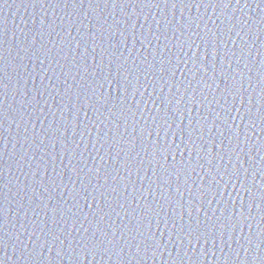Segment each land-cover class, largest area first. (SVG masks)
Segmentation results:
<instances>
[{
    "label": "water",
    "instance_id": "1",
    "mask_svg": "<svg viewBox=\"0 0 264 264\" xmlns=\"http://www.w3.org/2000/svg\"><path fill=\"white\" fill-rule=\"evenodd\" d=\"M115 27L120 32H114ZM0 34L3 264H76L74 256L80 264H261L253 257L264 258V245L255 248L264 239V0H232L228 8L209 6L208 0H132L115 6L111 0H83V6L71 0H0ZM77 41L86 44L78 46ZM189 57H201L208 71H197L199 65ZM169 58L173 67L179 64L173 79L166 74ZM125 76L139 90L133 95L130 88L122 101L125 93L115 81L126 83ZM241 83L239 94L228 92ZM94 90L111 99L106 105L97 102ZM122 104L129 109L124 117ZM157 106L161 115L174 117L166 118L171 128L159 119L153 122ZM96 109L102 113L99 120ZM75 124L79 127L74 129ZM193 128L196 148L189 144L191 155L175 152V161L169 156L166 162L151 144L156 139L163 143L165 129L168 141L177 145L178 129H186L187 143ZM124 141L135 144L130 153ZM197 151L204 168L197 164ZM205 152L223 156L213 161L214 170L218 162L221 171L240 167L254 202L233 181L235 188L229 184L215 196L206 191L202 208L199 200L190 205V193H197L201 178L204 183L210 180ZM182 161L195 168L188 169L187 184L183 174L176 177ZM106 171L115 180L105 181ZM217 179L223 183L222 177ZM86 192L91 194L87 201ZM241 201L251 216L247 224L229 218L233 208L239 212ZM148 207L160 216L152 218L151 225L145 219L141 231H135ZM182 224L185 232L189 225L209 232L207 243L193 238L190 244L181 235ZM93 233L97 243L103 237V244L91 255L82 251L80 242ZM50 234L58 237L54 243ZM247 236L253 240L249 251L243 239ZM113 239L116 243L109 244ZM61 250L63 256L58 257Z\"/></svg>",
    "mask_w": 264,
    "mask_h": 264
},
{
    "label": "snow or ice",
    "instance_id": "2",
    "mask_svg": "<svg viewBox=\"0 0 264 264\" xmlns=\"http://www.w3.org/2000/svg\"><path fill=\"white\" fill-rule=\"evenodd\" d=\"M64 2L68 3L69 0H64ZM71 2L72 3L79 2L80 5L83 6V0H71ZM92 2H93V0H89V3H92ZM103 2L104 3H108L109 0H103ZM111 2L115 6L117 3L131 4L132 0H111ZM181 2H183V0H181ZM201 2H203V0H201ZM239 2H240V0H236L237 4H239ZM208 3H209V6H211L213 3H215L216 5H223V7L228 8L232 4V0H208ZM105 23H106V21H105ZM101 27H102V25H101ZM132 27L135 28V24L134 23H133ZM233 27H234V25H233ZM112 28H113V25L109 26L108 27L109 31H111ZM114 32H120V29L118 27H115V31ZM0 35H2V34H0ZM121 35H124V34L121 33ZM93 36H95V33H93ZM126 38L127 37H125V39ZM36 42L37 41L34 39L33 45H35ZM81 43L86 44L85 41H77V45L78 46ZM2 46H3V42H2V40H0V49H2ZM187 46H188V48H191L192 44L189 43ZM243 46L244 45L241 46V49H242L240 51V55L241 56H244ZM113 47H117L118 48L119 44H114ZM42 48H43V46H42ZM180 50L183 51V48L181 47ZM84 52H87V47L84 48ZM233 55H235V53H233ZM193 56H195V54H193ZM45 58H47V57H45ZM119 59L120 58L117 57V60H119ZM2 60H3V57H2V55H0V61H2ZM189 60L191 61V63L194 66L199 65V67L196 69L197 71H199L201 69H203L205 72L208 71V68L205 67V63L202 62L201 57H195V58L189 57ZM161 63L163 64V61H161ZM85 65H87V61L86 60H85ZM123 66L124 65L121 64V67H123ZM212 66L215 69V64L214 63L212 64ZM149 67L151 68V67H154V66L150 65ZM166 68H167V73L166 74H170V78L173 79L175 77V75H176V70L179 68V64H177V65H175V67H173L172 66V60L169 58L168 65L166 66ZM77 70H79V67L77 68ZM165 70H166L165 67H161L159 69V71L161 73H165ZM0 71H2V63H0ZM109 71H111V67H109ZM125 71H128L129 75H132V71L131 70L126 68ZM118 72H119V69H118ZM189 72L192 74V76H194V74H193L191 69H189ZM120 74L123 75V73H120ZM101 79H103L105 82L109 83L110 85L112 83V81H109L108 77L106 75H103V73H101ZM161 79H163V76L161 77ZM185 79H188V77H185ZM211 79L213 81L215 80V72H213ZM232 79H233V81H235V77L234 76H232ZM241 79H242V77H241ZM0 80H2V78H0ZM124 80L126 81V83H122L120 80H116L115 81L117 87L118 88H122L124 93H125V95L120 97V99L122 101H125L127 99V95L126 94H127V92L129 91L130 88L133 89V95H135V92L139 90L136 87V85H134L132 83V81L128 79L127 76L124 77ZM136 80L138 82L139 81V77H136ZM64 83L67 84V81H65ZM188 83H189V86H190L191 85V81L189 80ZM242 87H243L242 83L239 85V87H236V85L234 84L232 86V88L228 89V92H232L233 90H235L236 93L239 94V90ZM98 88L99 89H103L104 88V84L103 83L98 84ZM226 88H227V85H226ZM169 90H171V89H169ZM262 92H264V88H262ZM92 95L96 96L97 102H101L102 101L103 105H106L107 102H108V99H111L110 96L107 99H105L103 92L97 93L95 90L93 91ZM77 98H79V97H77ZM191 98L195 99V96L193 95ZM165 99H167V98H165ZM163 102L164 101H161V103H163ZM0 103H2V102H0ZM167 103L171 104L172 103L171 99L167 100ZM176 103H177V105H179L180 101L177 100ZM250 103H251V99H250ZM121 108H122V111L120 112V116L124 117L125 114L129 111V109L126 108L124 104L121 105ZM96 111L99 113V109H96ZM108 111L110 112L111 109H108ZM177 111H178V109H177ZM229 111H231V109H229ZM249 112H250V109H249ZM101 114L102 113H99V115L97 116L98 120H99V116ZM133 118H134V113H133ZM166 118H173L174 119V117H172V114L169 115L167 112H165L163 115H161L160 114V109L157 106L156 115L152 116L153 122H155L157 119H159L160 121L163 122V124H168V128H171V124L168 123V119H166ZM3 119H4L3 113L0 112V123H2ZM77 119H78V117H77ZM221 119H223L224 122L227 123V118L226 117H221ZM261 119H264V114L261 115ZM109 120H111V117H109ZM93 123H95V121ZM190 123H191V121H190ZM73 127L75 129L76 127H79V125L75 124V125H73ZM25 131H27V130H25ZM186 131H187L186 129H178L179 135L181 137V143L179 145L175 144V140L168 141V139H167V137H168L167 129H165V136L163 138V143H161L160 139H156V140L151 141V144H152L153 148L155 149V151L160 155V157H162V159L164 161L167 162L169 156H172V160L175 161V154H174L175 152H179L180 155L183 156L184 151L187 150L189 152V155H191V149L189 148V144H191L192 148H196V146H195V144H194V142L192 140L193 133L196 130L193 128L192 132L188 133V142L187 143L183 139V136H184ZM178 132L177 131H173L172 136L173 137L177 136ZM141 135H143V133H141ZM150 135H151V133L149 132V136ZM221 135H223V132H221ZM97 136H99V133H97ZM107 136H108V134L106 133L105 137H107ZM157 136H159V130L157 131ZM201 139H203L202 135H201ZM98 142H99V140H98ZM141 142H143V141H141ZM117 143H120V141H117ZM124 143L127 144V145H130L129 153L135 148V144L133 143V141H124ZM212 143L215 144V140H212ZM181 144L184 145V149L183 150H181ZM222 144H223V142L221 141V145ZM199 149L200 150H204L205 149L204 145H201ZM144 151H147V149L145 148ZM136 155L139 156L140 153L137 152ZM205 157H210V159H206V162L208 164V167H207L206 170H207V172L210 175V180H209L208 183H204L203 182L204 178L202 177L201 178L202 184L200 186H198L197 193H193V192L190 193V198L191 199H190L189 203H190L191 206L196 205V202L199 200L200 201L199 205L202 208L206 191L208 193H211L213 196H215L217 194V192L220 191L221 189L227 190V188L229 187V184H231L232 187L235 188L236 187V183H233V181L239 182L241 189H243L245 191V193H247L249 198L251 200H253V202H254L255 197L252 196L251 192L246 188V186L244 185L243 181L241 180L240 167L233 166L230 170L226 169L224 171H221V167L219 166V162H218L217 167L214 170L213 167L211 166L213 164V161H217V157H219V161H222L223 160V156L220 155L219 152H217V153L205 152ZM200 158H201L200 153H199V151H197V164H199V166L201 168H204L205 167L204 164L199 163ZM101 160H103V157H101ZM141 163H143V161H141ZM181 165L182 166L180 167V169L176 172V177H177V180H179L180 175L183 174L184 177H185L184 184H187L188 180H189V176H190V172L188 171V169L191 168V171L193 172V171H195V168L191 167V162L190 161H188V162L182 161ZM157 166L160 167L161 169H164V165L160 164L159 161H157ZM71 170L75 174H77V169L75 167L72 168ZM89 171H91V169H89ZM164 171L167 172V169H164ZM96 172L99 173L100 169L97 168ZM244 173L245 174L247 173V169H244ZM217 176L223 178V183L220 180L217 179ZM225 177H227V179H225ZM109 178L115 180V177L111 176V173H108L106 171V174L104 175V180L107 181ZM97 183H99V181H97ZM216 186H218V187H216ZM125 189H127V186H125ZM112 190L115 191L114 188ZM186 190L188 191V189H186ZM175 191L177 193H179L181 196H183V193L181 192L180 187H177L175 189ZM88 195H91V194L86 192L85 197H84V199L86 201H87ZM101 195H103V194H101ZM141 195H143V193ZM237 195H239V193ZM201 197L203 198V200H201ZM93 199H95V197H93ZM181 207H183V205H181ZM244 208H245L244 203H243V201H241L239 212H236V209L233 208L232 209V213L230 214V217H229L230 220H235L237 224H247L249 222L251 216H250L249 212H248V214L245 213ZM249 209H251V208L249 207ZM225 210H227V208H225ZM142 211H143V216L140 218V223L136 227L135 231H141V229L143 228V221L145 219H147L148 225H151L152 218L160 216V212H157L155 209H153L151 207L145 208ZM174 211H175V209H173V212ZM196 211L198 212L199 209L196 208ZM2 213H3V204L0 203V218H2ZM189 214L191 215V212H189ZM169 219H171V217H169L168 219H164L165 220V227H167V223H168ZM180 219H183L182 215L180 216ZM199 224H200V221L196 220V225L198 226ZM183 227L184 226L182 224L181 225V235L186 237L190 244H191L193 238L197 242H199L201 240V238H203L205 243H207V240L209 239V232L207 234L204 233V232H200L199 231V227H197L196 229H193L191 227V225H189V227L187 228V231L185 232L183 230ZM206 228H207V225H206ZM212 228L214 229L215 225H212ZM221 228L226 229L227 228V224H222ZM234 229H235V225L233 226L232 230L234 231ZM61 231H63V229H61ZM148 231H150V227L148 228ZM50 235H53V243H54L55 240L58 239V237H55L54 234H50ZM105 235H107V233H105ZM128 235H129V237H131L132 236L131 232H129ZM222 237H223V233H221V238ZM243 239H246L247 240V244H248V248L245 249V251H249L252 248V246H253V240H252V238L250 236L243 237ZM108 242H109V244H115L116 243V241L114 239L113 240H109ZM102 244H103V237L101 238L100 243H97L96 240H95V233H93V237L91 239H89L87 241L82 240L80 242V247H81L82 251H84V252L86 251V252H88V253H90L92 255L93 253H97V250L101 247ZM262 245H264V239H262L259 244L255 245V248L257 250H259ZM2 246H3V240L0 239V247H2ZM69 247H71V244L69 245ZM138 250H139V246H138ZM103 251L107 252L108 249L104 248ZM57 255H58V257L59 256H63V251L62 250L59 251L57 253ZM39 258H40L39 254H37L36 259L39 260ZM74 258L76 260V264H80L79 256H74ZM256 258H259L261 264H264V258H261L259 256H254L253 257V259H256ZM85 259H87V256H85ZM180 261H181V264H182L183 261L182 260H180ZM0 264H3V261H0Z\"/></svg>",
    "mask_w": 264,
    "mask_h": 264
}]
</instances>
